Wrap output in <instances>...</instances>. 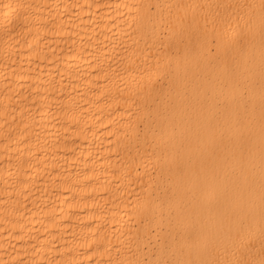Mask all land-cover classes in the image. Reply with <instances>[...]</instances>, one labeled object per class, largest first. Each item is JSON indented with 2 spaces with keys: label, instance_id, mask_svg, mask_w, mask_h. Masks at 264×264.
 I'll return each instance as SVG.
<instances>
[{
  "label": "bare ground",
  "instance_id": "obj_1",
  "mask_svg": "<svg viewBox=\"0 0 264 264\" xmlns=\"http://www.w3.org/2000/svg\"><path fill=\"white\" fill-rule=\"evenodd\" d=\"M0 264H264V0H0Z\"/></svg>",
  "mask_w": 264,
  "mask_h": 264
}]
</instances>
